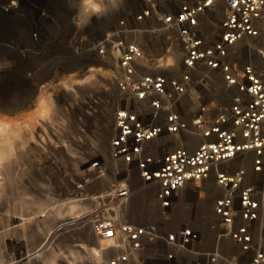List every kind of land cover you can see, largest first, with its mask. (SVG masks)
Here are the masks:
<instances>
[{
  "label": "built area",
  "instance_id": "2783aa9c",
  "mask_svg": "<svg viewBox=\"0 0 264 264\" xmlns=\"http://www.w3.org/2000/svg\"><path fill=\"white\" fill-rule=\"evenodd\" d=\"M68 25L102 262L264 264V0H99Z\"/></svg>",
  "mask_w": 264,
  "mask_h": 264
},
{
  "label": "rangeland",
  "instance_id": "374dc122",
  "mask_svg": "<svg viewBox=\"0 0 264 264\" xmlns=\"http://www.w3.org/2000/svg\"><path fill=\"white\" fill-rule=\"evenodd\" d=\"M98 2L0 0V264H104L108 251L83 228L95 201L81 199L76 140L86 109L73 101V90L95 85L73 75L78 61H67L68 16L85 17Z\"/></svg>",
  "mask_w": 264,
  "mask_h": 264
},
{
  "label": "bare ground",
  "instance_id": "6f19581e",
  "mask_svg": "<svg viewBox=\"0 0 264 264\" xmlns=\"http://www.w3.org/2000/svg\"><path fill=\"white\" fill-rule=\"evenodd\" d=\"M18 2H20V3H22L23 2V0H17ZM118 1V0H117ZM121 1V0H120ZM6 43V42H5ZM4 43V44H5ZM4 46V45H3ZM5 47V46H4ZM7 47H8V45H7ZM12 50H14L13 48H12ZM49 53V52H48ZM48 57H49V55H48ZM51 59H49V61H50ZM49 61L46 63V64H48L49 63ZM45 64V65H46ZM104 134H107V133H104ZM107 191H110V190H107ZM88 196H90L89 194H88ZM108 195H101V197H102V199L105 201V197H107ZM92 197V196H91ZM90 198V197H89ZM97 197H93V199H96ZM110 242L109 241H107V240H103V241H101V246H100V248H101V250H105V251H107L108 250V244H109ZM107 254V253H106ZM51 259L50 258H48V259H46V261L47 262H49Z\"/></svg>",
  "mask_w": 264,
  "mask_h": 264
},
{
  "label": "crops",
  "instance_id": "0c3cea01",
  "mask_svg": "<svg viewBox=\"0 0 264 264\" xmlns=\"http://www.w3.org/2000/svg\"><path fill=\"white\" fill-rule=\"evenodd\" d=\"M99 193H101V192L90 193L89 195L94 196L95 194H99ZM90 198H93V197H90ZM143 201H144V200H143L142 198H136V199L133 201L132 207L134 208L135 205H137V204H141V203H143Z\"/></svg>",
  "mask_w": 264,
  "mask_h": 264
},
{
  "label": "snow or ice",
  "instance_id": "6c2138e0",
  "mask_svg": "<svg viewBox=\"0 0 264 264\" xmlns=\"http://www.w3.org/2000/svg\"><path fill=\"white\" fill-rule=\"evenodd\" d=\"M89 2H91V0H89Z\"/></svg>",
  "mask_w": 264,
  "mask_h": 264
}]
</instances>
